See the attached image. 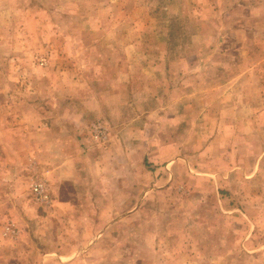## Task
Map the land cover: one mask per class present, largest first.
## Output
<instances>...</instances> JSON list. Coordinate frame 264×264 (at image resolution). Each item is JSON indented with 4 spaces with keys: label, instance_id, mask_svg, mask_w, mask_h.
<instances>
[{
    "label": "rangeland",
    "instance_id": "1",
    "mask_svg": "<svg viewBox=\"0 0 264 264\" xmlns=\"http://www.w3.org/2000/svg\"><path fill=\"white\" fill-rule=\"evenodd\" d=\"M0 264H264V0H0Z\"/></svg>",
    "mask_w": 264,
    "mask_h": 264
},
{
    "label": "built area",
    "instance_id": "2",
    "mask_svg": "<svg viewBox=\"0 0 264 264\" xmlns=\"http://www.w3.org/2000/svg\"><path fill=\"white\" fill-rule=\"evenodd\" d=\"M33 192L35 196L43 202H48L50 199L48 186L43 181H37L33 185Z\"/></svg>",
    "mask_w": 264,
    "mask_h": 264
}]
</instances>
